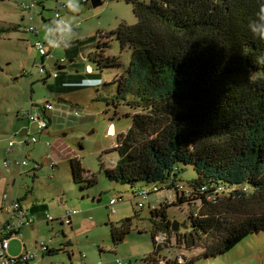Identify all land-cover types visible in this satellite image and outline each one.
Returning a JSON list of instances; mask_svg holds the SVG:
<instances>
[{
  "label": "trees",
  "instance_id": "1",
  "mask_svg": "<svg viewBox=\"0 0 264 264\" xmlns=\"http://www.w3.org/2000/svg\"><path fill=\"white\" fill-rule=\"evenodd\" d=\"M128 1L137 22L105 32V41L104 32L97 33L100 41L90 53L97 65L90 74L100 79L95 70L124 67L120 55L107 53L117 35L121 49L129 48L132 54L127 68L112 81L118 88L110 103L118 108L125 101L141 110L127 114L131 126L117 134L116 144L107 151L116 149L120 157L109 167L102 163L101 171L112 181L130 184L134 196L160 190V184L177 193L175 200L166 199L151 210L154 250L143 257L146 264L193 262L166 257V244H158L157 235L167 243L174 238L187 249L201 246L200 254L206 257L219 256L249 234L264 231V42L247 28L257 11L256 0ZM11 29L17 25L5 30ZM50 53L42 55V63ZM63 62L65 58L57 63L56 78H61ZM43 73L45 81L54 76L45 65ZM80 79H62V84L68 90ZM48 119L49 127L52 117ZM32 136L26 144L38 140L30 141ZM9 142L7 153L16 145L14 141L8 151ZM70 162L75 182H86L83 187L97 182L81 156ZM189 168L194 175L185 180ZM36 169L30 170L35 174ZM195 200L201 205L195 210L198 215L191 211L183 223L188 230L173 229L168 209L193 207ZM131 231L130 220L112 222L113 243ZM20 260L22 256L16 258Z\"/></svg>",
  "mask_w": 264,
  "mask_h": 264
},
{
  "label": "rangeland",
  "instance_id": "2",
  "mask_svg": "<svg viewBox=\"0 0 264 264\" xmlns=\"http://www.w3.org/2000/svg\"><path fill=\"white\" fill-rule=\"evenodd\" d=\"M101 1V4L94 5L93 0H79L80 11L72 12L61 4L67 3V0H0V205L4 203L2 195L7 192L10 196H26L28 205L40 202L77 211L83 210L87 205L99 206L102 209L98 213H102L106 219L111 216L112 220L119 222L126 219L131 221L132 233L127 237L129 243L119 247L128 252L126 256L119 255L122 261L125 264H146L144 256L139 255L135 246L140 244L149 253L154 250L151 210L166 199L175 200L177 193L173 188L160 184L161 189L151 192L146 198L134 196L130 184L112 181L101 171L102 163L109 167L120 157L116 149L107 151L116 144L117 134L127 131L131 126L132 116L127 114L141 110L131 108L125 101H122L118 108L110 103L117 95L118 88L117 83L112 81L116 74L127 68L132 54L129 48L121 49L117 35L112 38L107 53L120 55L124 67L107 68L102 72L95 70L94 75L99 74L100 79H94L96 76L90 74L94 64L97 65L90 58V53L100 41L97 33L103 31L102 40L105 41V32L115 31L123 22H137L132 2ZM32 2L33 7H26ZM57 11L59 18L70 19L73 23V45L70 50L65 46L52 47L45 38V25L57 18ZM14 25H17V29L5 30ZM30 27L35 29L30 30ZM82 39L85 41L79 44L78 41ZM38 40L46 42L48 51H51L43 63L49 71L58 72L57 63L65 58V62L60 63L65 66L59 69L60 73L62 72L61 78L51 76L47 81L43 79L46 74L40 70L42 53L35 46ZM83 77L92 79L87 83L71 84L61 95L56 90L49 89L56 88L64 78L79 81ZM131 96V93H127L128 98ZM59 97L67 101L57 102ZM46 100L55 104L56 111H62L61 114L63 105L77 107L78 113L70 109L74 112L69 111L65 117L61 115L64 118L59 120L58 125L52 123L45 131L35 122L30 123L27 118L18 116V112L29 109L32 102L43 105ZM71 113L78 117L74 118ZM27 127L31 130L29 137L35 135L39 139L35 143L29 142L26 147V135H21V130ZM9 140L16 142L13 153H7ZM60 143L80 153L83 166L86 170L96 173L97 182L83 187L86 182L74 181L70 158L64 151L59 153ZM24 148L30 164L19 167L15 161L22 158ZM52 160L57 162L54 169L51 168L54 163L51 164ZM35 162L40 166L34 174L30 169L36 165ZM193 171V168H189L183 175L184 179L192 177ZM112 198H119L115 204V213L107 207ZM198 201L195 200L193 207L182 204L172 205L168 209L169 218L176 221L177 230H188L189 227L183 223L188 222L191 211H194V216L198 215L195 213L201 205ZM138 202L145 205L140 207ZM56 212L57 210H53V213L60 215ZM140 227H144L145 231L141 232ZM103 228H108L106 234L109 236L111 227L104 225ZM64 229L66 233L72 231L69 225ZM63 235L61 233L62 237ZM73 237H76L75 233ZM172 241L166 243V248L162 251L172 260L184 253L189 260L193 259L190 264H264V231L249 234L228 252L219 256L206 257L200 254L203 249L201 246L187 249L184 245L178 246L174 238ZM73 249L76 256H79L78 249ZM61 252L63 253H59L57 257L67 258L70 249Z\"/></svg>",
  "mask_w": 264,
  "mask_h": 264
},
{
  "label": "crops",
  "instance_id": "3",
  "mask_svg": "<svg viewBox=\"0 0 264 264\" xmlns=\"http://www.w3.org/2000/svg\"><path fill=\"white\" fill-rule=\"evenodd\" d=\"M64 67V65H61L59 66V69H62ZM61 73L60 75L62 76ZM87 78L88 80L84 82H90V80L92 79L90 77H83L82 80H85ZM71 80L67 78L63 79V81ZM62 83L63 82L61 80V84H58L56 87V91L60 95L67 90V88H65ZM63 87L65 89H63ZM58 99H62V102L67 101L62 97H59ZM34 103L36 105L38 104L37 102ZM70 109H73L76 112L77 107H74L72 105H63V114H61L62 111H56L55 106V109L49 112V115L52 117L51 124H57L58 122H60L59 120L61 118H64L68 114ZM73 110L70 112H74ZM61 115H64V117H62ZM71 116H73L74 118L78 117L75 115V113H71ZM30 131L31 130L28 127L21 130V135H26V138L24 140L25 144L27 142ZM37 138L39 139V137ZM36 142H38V140ZM28 144H26V147ZM58 146H60L59 153L62 151L66 152L68 158H71L73 156H81L79 152L74 151L73 148L67 147L64 144L60 143L58 144ZM52 155L55 156L54 153H52ZM52 155H50V157ZM52 162H54V165H51V168L54 169L57 165V162L55 160H52L51 164ZM35 163L36 165L31 167V169L39 168L40 164H37V162ZM148 195L140 197L146 198ZM14 198L21 199L20 201L25 212L27 213L29 219L31 218V220L27 221L22 227H20L10 239L9 254L11 257L16 258L22 255H30L27 258H22V260L14 262V264H118L117 259H121V257H119L120 254L125 256L128 255V252L123 249H119V247L121 244L129 243L127 237L132 233V231L128 233L125 236L124 240H122L119 244H114L111 238V231L110 235L108 236L106 234L108 228L103 227L104 225H108L112 228V222H119V220H112L111 216L106 219L102 215V213H98L99 210L102 209L101 207L95 205H87L83 210L78 209V211L71 214L68 219H64V214L68 209L58 207L53 204L48 205L47 203L40 202H33L32 205H28L26 202V196H19L18 194L12 196L8 194V205ZM100 200L101 199H98V201ZM117 202H115L113 205L115 209L114 211L110 208V201L107 204V207H109L112 213L116 212L115 204ZM5 203L7 204V202H4L0 205V207H2L0 211V221L5 219L6 217V211L4 209ZM86 203L92 204L88 203V201ZM49 209L52 214L50 213ZM53 210H57L56 213H59L60 215L63 213V215H56L55 213H53ZM47 215H51L53 218L48 219ZM66 225H69L71 227L72 231L70 233H66L64 229ZM139 229L141 232L145 231L144 227H140ZM61 233L65 234L66 236L63 235L62 237ZM74 233L76 237H73ZM69 240L71 241V243H69ZM42 244L47 245L48 248H42ZM69 246H71V248H69ZM73 248L78 249L79 256H76L75 249ZM135 248L138 249L140 256H146L147 254H149V252L145 250V248L141 247L140 244L136 245ZM67 249H70L67 258L57 257L59 253H63L61 252L62 250L65 251ZM65 258L67 260H65Z\"/></svg>",
  "mask_w": 264,
  "mask_h": 264
},
{
  "label": "built area",
  "instance_id": "4",
  "mask_svg": "<svg viewBox=\"0 0 264 264\" xmlns=\"http://www.w3.org/2000/svg\"><path fill=\"white\" fill-rule=\"evenodd\" d=\"M63 6H66L67 3L62 2L61 3ZM34 3L32 2L31 4H27L26 7H33ZM56 17L59 18L60 14L57 11L56 12ZM35 28L30 27V30H34ZM35 46L39 49V51L42 53V55L47 54L48 49H47V43L43 42L41 40L36 41ZM41 71H44V64L41 62ZM54 76H57L58 74L56 72L53 73ZM55 109V104H53L50 101H46L45 104L39 105V104H32L29 109H23L20 111V116L27 118L31 123L35 122L37 126L41 129H47L48 127V122L50 121L48 118L50 117L49 112ZM76 114L78 111L75 112ZM37 137L32 136L30 138V141H36ZM15 144L14 141L9 142V147L8 151H11L12 146ZM16 164L19 167H24L28 166L29 164V159H27L26 156H22L21 159H18L15 161ZM54 165V163L52 164ZM143 196L147 195L146 190H142L140 192ZM2 199L4 202H7V204L4 206V209L6 211V217L5 219L0 221V264H14L16 262V258H13L9 254V247H10V239L12 235L20 227H22L27 221L31 220L29 217H27L26 212L21 204V201L19 198H14L10 204L8 205V193H4L2 195ZM117 202L116 198H112L110 201V208L114 211V206L113 204ZM142 203H140L141 205ZM2 207H0L1 211ZM77 212V209H68L66 213L64 214V219L69 218L71 214ZM48 219H52L53 217L51 215H47ZM156 241L158 244H166L167 242L165 241V238L162 235H157L156 236ZM42 248L46 249L47 245L42 244ZM30 255H22V258H27ZM180 256V257H179ZM175 260L178 262H185L186 255L184 253H181L176 256ZM118 264H125L121 259H117Z\"/></svg>",
  "mask_w": 264,
  "mask_h": 264
},
{
  "label": "clouds",
  "instance_id": "5",
  "mask_svg": "<svg viewBox=\"0 0 264 264\" xmlns=\"http://www.w3.org/2000/svg\"><path fill=\"white\" fill-rule=\"evenodd\" d=\"M257 11L254 16L249 19L247 28L253 35L260 41L264 42V0H256ZM66 7L72 12H79V0H67ZM46 40L52 47H67L71 42V37L74 34V26L70 19L56 18L49 24L45 25ZM88 79L83 80L81 83H87Z\"/></svg>",
  "mask_w": 264,
  "mask_h": 264
},
{
  "label": "water",
  "instance_id": "6",
  "mask_svg": "<svg viewBox=\"0 0 264 264\" xmlns=\"http://www.w3.org/2000/svg\"><path fill=\"white\" fill-rule=\"evenodd\" d=\"M102 3V1L101 0H93V4L94 5H98V4H101ZM73 59H71V61H72ZM57 102H62V99H57ZM127 220H130V219H127ZM173 229H178V226H177V224H176V221L174 222V227H173Z\"/></svg>",
  "mask_w": 264,
  "mask_h": 264
},
{
  "label": "bare ground",
  "instance_id": "7",
  "mask_svg": "<svg viewBox=\"0 0 264 264\" xmlns=\"http://www.w3.org/2000/svg\"><path fill=\"white\" fill-rule=\"evenodd\" d=\"M111 130L113 131L114 130V127H112Z\"/></svg>",
  "mask_w": 264,
  "mask_h": 264
}]
</instances>
